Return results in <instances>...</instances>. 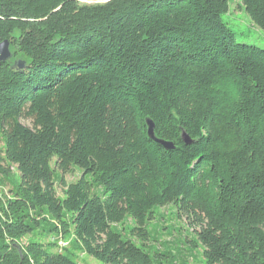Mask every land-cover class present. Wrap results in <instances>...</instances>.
<instances>
[{"label": "trees", "instance_id": "16d2710c", "mask_svg": "<svg viewBox=\"0 0 264 264\" xmlns=\"http://www.w3.org/2000/svg\"><path fill=\"white\" fill-rule=\"evenodd\" d=\"M80 1L0 0V264H78L55 251L69 240L103 264H157L148 223L168 206L206 264H264V50L237 43L231 0ZM239 1L264 31V0Z\"/></svg>", "mask_w": 264, "mask_h": 264}, {"label": "rangeland", "instance_id": "374dc122", "mask_svg": "<svg viewBox=\"0 0 264 264\" xmlns=\"http://www.w3.org/2000/svg\"><path fill=\"white\" fill-rule=\"evenodd\" d=\"M109 0H81V5H97L107 3ZM224 22L228 25L230 30L235 34L237 43L249 46H255L264 50V31L256 27L246 13L245 9L241 7L239 0L230 1V10L227 14L223 15ZM26 126L33 127V123L29 120H22ZM3 147V141L0 137V148ZM54 159L52 167L55 168ZM16 174L17 171L13 170ZM83 173L78 169H72L69 173L63 175L67 185L77 183L81 180ZM0 196L3 193H8L10 185L7 181L0 178ZM56 194L58 197H64V187L58 182L55 184ZM103 190L98 189L92 192L91 196L102 195ZM176 209L172 206L165 208H158L155 211L154 220L148 223V229L152 234L151 240L147 245V252L154 257L158 264L160 260L164 264H206L202 256L201 250H195L190 242L194 241L193 235L194 228L191 226L192 220L186 216L179 218ZM133 227L131 220H127L124 225L116 226L115 231L120 232L125 238L128 234L127 228ZM191 228V229H190ZM128 239V238H126ZM29 238L23 240L24 244L28 243ZM55 240V238L53 239ZM138 246H142L140 242L135 241ZM68 249L73 255L74 260L78 264H103L102 262L90 257L88 254L83 253L79 249L72 247L71 240L60 241L59 247L55 251ZM159 254L163 258H156L155 255ZM173 257L165 259L164 257Z\"/></svg>", "mask_w": 264, "mask_h": 264}, {"label": "water", "instance_id": "95a60500", "mask_svg": "<svg viewBox=\"0 0 264 264\" xmlns=\"http://www.w3.org/2000/svg\"><path fill=\"white\" fill-rule=\"evenodd\" d=\"M13 57V54L11 52V44L9 41H5L0 45V62L1 63H7L8 61H10ZM16 65L20 68V69H24L25 67V63L23 61H18L16 63ZM147 127H148V137L150 138V140L154 141L155 143H157L158 145L162 146L165 150L167 151H173L175 150V146L173 143L164 141V140H160L156 137V132H155V124L152 120L147 119ZM182 138L184 143L187 146H190L193 144V141L190 139V137L183 132L182 133Z\"/></svg>", "mask_w": 264, "mask_h": 264}]
</instances>
